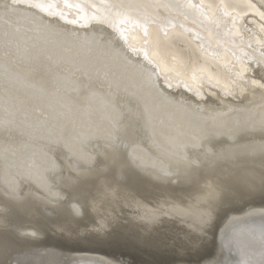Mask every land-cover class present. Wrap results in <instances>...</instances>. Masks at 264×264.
I'll use <instances>...</instances> for the list:
<instances>
[{"label": "bare ground", "instance_id": "bare-ground-1", "mask_svg": "<svg viewBox=\"0 0 264 264\" xmlns=\"http://www.w3.org/2000/svg\"><path fill=\"white\" fill-rule=\"evenodd\" d=\"M260 11L0 0V264H264Z\"/></svg>", "mask_w": 264, "mask_h": 264}, {"label": "snow or ice", "instance_id": "snow-or-ice-1", "mask_svg": "<svg viewBox=\"0 0 264 264\" xmlns=\"http://www.w3.org/2000/svg\"><path fill=\"white\" fill-rule=\"evenodd\" d=\"M260 5L261 6H264V0H260ZM31 6L36 7V8H42V5H40V4H31ZM253 7H255V5H253ZM259 17H260V20L262 22H264V11H260L259 12ZM73 23H74V21H73ZM261 24H262V26H264V23H261ZM260 86L261 87H264V84H261ZM196 95L199 96L200 93L199 92H196ZM237 130L239 131L240 129H237ZM261 130L264 131V127H262ZM229 138L232 139L234 137L230 135ZM261 150L264 151V145L261 146ZM77 214H79V210H77ZM262 214H264V210H262ZM32 235H35V233H32Z\"/></svg>", "mask_w": 264, "mask_h": 264}, {"label": "rangeland", "instance_id": "rangeland-1", "mask_svg": "<svg viewBox=\"0 0 264 264\" xmlns=\"http://www.w3.org/2000/svg\"><path fill=\"white\" fill-rule=\"evenodd\" d=\"M128 258V257H127ZM126 258V259H127ZM141 259V258H140ZM127 260H130L129 258L127 259ZM141 261V260H140ZM140 261H138V262H140ZM29 263V262H28ZM15 264V263H14ZM22 264H25V263H22ZM59 264H65L64 262H63V260H61L60 262H59Z\"/></svg>", "mask_w": 264, "mask_h": 264}]
</instances>
